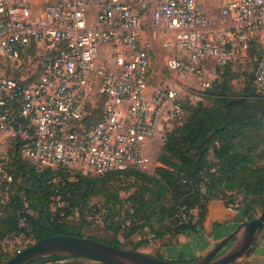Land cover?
Masks as SVG:
<instances>
[{
  "label": "built area",
  "instance_id": "built-area-1",
  "mask_svg": "<svg viewBox=\"0 0 264 264\" xmlns=\"http://www.w3.org/2000/svg\"><path fill=\"white\" fill-rule=\"evenodd\" d=\"M149 4V30L153 38L167 35L162 41L172 51L170 72L209 89L220 68H233L256 49L254 83L264 93V0H0V151L10 143L38 166L59 170V180L149 171L150 143L164 141L187 118L177 87L163 79L152 85L151 44H141L147 28L140 12ZM32 51L38 76L14 75ZM0 174L13 181L1 154ZM52 203V216L78 213L68 199ZM200 212V205L182 203L177 217L195 222ZM27 231L22 216L1 242L2 254L18 252L13 240Z\"/></svg>",
  "mask_w": 264,
  "mask_h": 264
},
{
  "label": "trees",
  "instance_id": "trees-1",
  "mask_svg": "<svg viewBox=\"0 0 264 264\" xmlns=\"http://www.w3.org/2000/svg\"><path fill=\"white\" fill-rule=\"evenodd\" d=\"M229 65L221 69L228 70ZM254 81V76H253ZM218 77L211 88L207 89V99L210 104L202 101L193 104L189 109L186 107L187 118L181 124H175L166 132L162 148L157 157L159 165L153 173L137 168L121 171H112L103 175L133 176L142 174L150 182L163 188L162 192H169L175 198V211L171 215L169 224L163 221L165 217L160 216L154 207H164L162 202H152L141 199L150 212L141 214L133 212L131 225L127 222L121 224L117 220L106 221L114 230L115 234L123 232L124 238H129L137 230L148 227L155 237H162L167 231L172 233L197 232L206 214L207 202L212 197H221L223 190L241 189L246 197H256L261 201L264 210V94L259 96H235L218 91ZM254 83V82H253ZM255 89L257 88L254 83ZM262 93V92H261ZM13 151L21 154L20 150ZM21 156V155H20ZM22 157V156H21ZM23 173L29 175V193L42 203V210L47 215L46 220L31 219L27 213V222L32 234L38 238L53 234H75L80 235L83 223H73L58 216H52L49 207L52 197L55 195L56 186L64 198L75 207L74 188L85 187L83 196H90L96 187L98 177L78 174L76 180L71 181L67 177L56 181L61 173L51 167H37L35 165L21 164ZM204 183V184H203ZM203 184V185H202ZM158 195L161 193L158 191ZM227 203L235 200H227ZM186 204L188 208L200 205V218L195 221L180 223L177 217L178 206ZM238 210L242 220L252 219L250 209L237 201ZM151 206V207H150ZM236 207V208H237ZM33 211L37 205L31 204ZM108 219V218H107ZM136 220L142 222L136 224ZM30 222V224H29ZM18 214L9 222V226L0 235V248L3 239L18 228ZM115 246H122V242L116 238L109 242ZM4 255V254H3ZM0 254V264H3L11 255ZM55 257L53 264H87L88 259L69 257L61 255H50ZM163 257L162 255H157ZM38 258L37 260H39ZM179 260H186L181 258ZM101 263V262H100ZM103 264V263H101Z\"/></svg>",
  "mask_w": 264,
  "mask_h": 264
},
{
  "label": "rangeland",
  "instance_id": "rangeland-1",
  "mask_svg": "<svg viewBox=\"0 0 264 264\" xmlns=\"http://www.w3.org/2000/svg\"><path fill=\"white\" fill-rule=\"evenodd\" d=\"M152 4H149L144 10H141L143 15L145 27L147 28V34L143 37L141 44L146 45L150 48L153 65L155 68V77L152 81V85L156 86L157 83L163 80H169L175 87H177L183 96V101L187 109L190 108L195 103L200 101L210 104L211 99H207V89L196 81V78L192 75L187 77H182L178 73H172L167 69L166 59L172 53L169 47L164 46L162 38L166 39L167 35L163 34L157 38H153L151 31L149 30L151 25V11ZM106 56L105 64L110 69H115V65L110 57V53L104 51ZM257 50H250L248 57L243 60V62L236 64L233 68L228 70H223L218 73V91L223 92L225 88V93L235 96H259L261 93L257 88L254 87L253 74L256 65ZM24 65L17 70L14 75L25 76L28 78H35L39 74V57L34 51L29 52L25 57ZM167 131V130H166ZM159 141H157L158 143ZM153 142V144L148 146V157L151 160V165L149 168V173H153L156 166L159 165L157 157L160 153L158 149V144ZM264 147V145H263ZM14 146L10 143H6L5 147L1 148V155L5 157L7 161L9 171L12 173L13 181L8 184L3 176L0 174V235L9 226L10 220L18 214V221L27 213L32 214L31 219H42L46 220L47 215L42 210V203H39L38 199L34 196L30 197L29 189L30 184L28 182L29 175L23 173L21 164L35 165L39 167L35 162L22 154H17L13 151ZM22 157H21V156ZM72 175V176H71ZM78 174H70L67 176L71 181L76 180ZM85 176L98 177V181L95 189L90 196H83L85 187L74 188L75 208L78 209V213L71 214L67 218L68 221L73 223H83V228L81 229V234L83 236L92 237L96 239H101L106 242H113L116 240L117 234L114 230L106 223L105 219L110 218L112 220H117L121 224L130 221L133 212H138L141 214H146L150 212V208H146L143 205L141 199L143 198L147 202H154L159 200L164 204V207L157 206L154 207L155 211L158 212L160 216L165 217L163 221L165 224H169L171 221V215L175 211V198L171 196L169 192H162L158 186L153 185L150 179L145 178L142 174H136L133 176L125 175H112L109 177H103L94 174H88ZM56 181L59 179L57 177ZM161 194L158 195L157 192ZM221 197L227 198V200H232L243 202L250 209V213L253 216H258L263 211V206L261 201L256 197H246V194L241 189L235 190H223L220 192ZM54 198L59 200H67L64 198L61 191L58 190L56 186ZM52 197V198H53ZM36 204L37 208L33 211L30 207L31 204ZM52 203V202H51ZM50 203V204H51ZM53 204V203H52ZM150 206V207H151ZM30 224V222H29ZM264 230L261 228L259 230L258 236L254 241V244L259 240L260 236L263 234ZM120 237L123 236V232H120ZM124 236L122 237V239ZM35 237L26 235L25 238L18 240H13L14 250H22L29 246L35 241ZM235 240L231 241L227 246H225L220 253L227 250ZM123 248H131L128 244L126 238L123 239ZM16 252H14L15 254ZM0 254L1 248H0ZM3 255V254H2ZM205 255V254H204ZM4 256V255H3ZM244 256L237 259L235 263L241 264ZM201 257V256H200ZM182 257L175 256L170 259L179 260ZM199 258V257H198ZM186 259V258H184ZM197 258H190L186 260H193ZM36 264H53L55 261L54 256H43L40 257ZM87 264H101L98 261L88 260ZM104 264V263H103Z\"/></svg>",
  "mask_w": 264,
  "mask_h": 264
},
{
  "label": "water",
  "instance_id": "water-1",
  "mask_svg": "<svg viewBox=\"0 0 264 264\" xmlns=\"http://www.w3.org/2000/svg\"><path fill=\"white\" fill-rule=\"evenodd\" d=\"M264 227V210L260 215L241 220L237 227L205 255L193 260H176L148 254L138 249L115 246L101 239L75 234H53L38 238L32 244L10 256L3 264H36L47 255L75 257L104 264H232L249 254ZM235 242L224 252L221 250Z\"/></svg>",
  "mask_w": 264,
  "mask_h": 264
},
{
  "label": "crops",
  "instance_id": "crops-1",
  "mask_svg": "<svg viewBox=\"0 0 264 264\" xmlns=\"http://www.w3.org/2000/svg\"><path fill=\"white\" fill-rule=\"evenodd\" d=\"M155 141L156 143L159 141L157 146L161 150L163 141L160 139ZM242 219L238 207L230 206L222 197H212L207 202L206 214L197 232L175 234L167 231L162 237H155L148 227H144L126 239L131 248L148 254L162 255L166 258L175 256L186 259L198 258L231 233ZM120 235L117 237L123 242L124 238L122 239L123 236ZM241 264H264V232L253 245L252 251L244 256Z\"/></svg>",
  "mask_w": 264,
  "mask_h": 264
}]
</instances>
